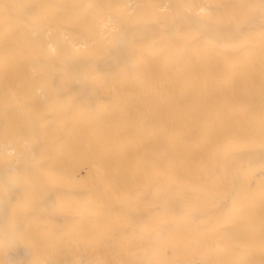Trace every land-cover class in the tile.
<instances>
[{"label": "bare ground", "instance_id": "bare-ground-1", "mask_svg": "<svg viewBox=\"0 0 264 264\" xmlns=\"http://www.w3.org/2000/svg\"><path fill=\"white\" fill-rule=\"evenodd\" d=\"M0 264H264V0H0Z\"/></svg>", "mask_w": 264, "mask_h": 264}]
</instances>
